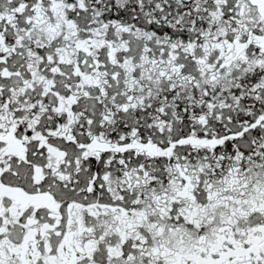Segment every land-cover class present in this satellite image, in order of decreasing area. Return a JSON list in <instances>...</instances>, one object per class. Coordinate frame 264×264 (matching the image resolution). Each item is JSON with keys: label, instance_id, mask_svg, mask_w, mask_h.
Here are the masks:
<instances>
[{"label": "snow or ice", "instance_id": "snow-or-ice-1", "mask_svg": "<svg viewBox=\"0 0 264 264\" xmlns=\"http://www.w3.org/2000/svg\"><path fill=\"white\" fill-rule=\"evenodd\" d=\"M0 264H264V0H0Z\"/></svg>", "mask_w": 264, "mask_h": 264}]
</instances>
